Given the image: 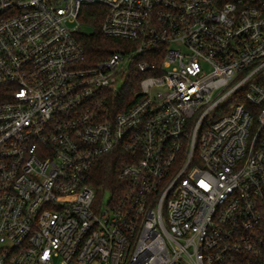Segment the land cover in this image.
<instances>
[{
  "label": "built area",
  "instance_id": "2783aa9c",
  "mask_svg": "<svg viewBox=\"0 0 264 264\" xmlns=\"http://www.w3.org/2000/svg\"><path fill=\"white\" fill-rule=\"evenodd\" d=\"M0 264H264V0H0Z\"/></svg>",
  "mask_w": 264,
  "mask_h": 264
},
{
  "label": "trees",
  "instance_id": "16d2710c",
  "mask_svg": "<svg viewBox=\"0 0 264 264\" xmlns=\"http://www.w3.org/2000/svg\"><path fill=\"white\" fill-rule=\"evenodd\" d=\"M103 7L98 4H85L79 15V20L91 27L89 32H83L76 35L78 43L83 47L85 54L92 62L108 58L118 50H126V42L117 39H109L104 37L99 31V24L103 14ZM162 51L140 54L134 61V64L146 61L149 64H157L161 61ZM130 76V75H129ZM142 75L132 73L127 79L124 87L119 93V99L126 100V107L131 104L137 96L134 91L138 89V83ZM134 92V93H133ZM125 163V154L121 151H114L101 157L94 165L90 176L91 183L97 188L100 196L109 193L111 196H119L124 183L119 179L118 173Z\"/></svg>",
  "mask_w": 264,
  "mask_h": 264
},
{
  "label": "rangeland",
  "instance_id": "374dc122",
  "mask_svg": "<svg viewBox=\"0 0 264 264\" xmlns=\"http://www.w3.org/2000/svg\"><path fill=\"white\" fill-rule=\"evenodd\" d=\"M71 25H73V24H71ZM80 28H81V30L82 31H84V32H89L90 30H91V27H86V25L84 24V23H82L81 21H80ZM181 49L180 47H178V45H174V49ZM174 66V64H170V66L169 67H166V68H164V70H169V69H171V67H173ZM127 73V72H126ZM126 73H125V75H126ZM117 85H121V81L120 80H118L117 81Z\"/></svg>",
  "mask_w": 264,
  "mask_h": 264
}]
</instances>
